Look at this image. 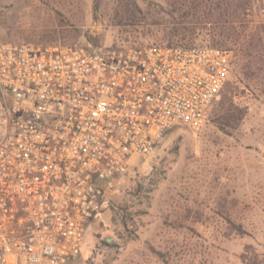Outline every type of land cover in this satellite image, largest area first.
Masks as SVG:
<instances>
[{"label": "rangeland", "instance_id": "1", "mask_svg": "<svg viewBox=\"0 0 264 264\" xmlns=\"http://www.w3.org/2000/svg\"><path fill=\"white\" fill-rule=\"evenodd\" d=\"M242 1L229 41L208 0H0V42L254 51L247 87L231 67L199 131L175 127L132 163L71 264H264V0Z\"/></svg>", "mask_w": 264, "mask_h": 264}, {"label": "built area", "instance_id": "2", "mask_svg": "<svg viewBox=\"0 0 264 264\" xmlns=\"http://www.w3.org/2000/svg\"><path fill=\"white\" fill-rule=\"evenodd\" d=\"M231 62L212 45L0 42V264L74 262L132 163L201 129Z\"/></svg>", "mask_w": 264, "mask_h": 264}, {"label": "trees", "instance_id": "3", "mask_svg": "<svg viewBox=\"0 0 264 264\" xmlns=\"http://www.w3.org/2000/svg\"><path fill=\"white\" fill-rule=\"evenodd\" d=\"M200 1V2H198ZM212 2L214 5L215 11L219 15L217 20L215 21L216 24L222 23L226 27L219 30H214L215 34L218 37L224 38L225 40H232V37L235 35L234 31V23L243 14L245 11V3L242 0H216V3H213V0H208ZM201 0H192L191 5L192 9L195 10L196 6H201ZM189 15V11L185 13L184 17L186 18ZM212 22L211 20H208ZM186 31L184 29H173L171 32H168V37L171 38H182L186 35ZM254 42V38L252 39ZM178 45V44H176ZM176 45H167V46H176ZM180 45V44H179ZM186 46V45H184ZM188 46V45H187ZM214 46V45H213ZM252 44L249 42L244 43L234 54L233 60L231 62V67H234L236 71H238L241 76L244 78L246 82V87L248 86L247 83L250 82V79L253 77L255 73V61H254V51H251ZM90 52H95L97 50L87 49Z\"/></svg>", "mask_w": 264, "mask_h": 264}, {"label": "water", "instance_id": "4", "mask_svg": "<svg viewBox=\"0 0 264 264\" xmlns=\"http://www.w3.org/2000/svg\"><path fill=\"white\" fill-rule=\"evenodd\" d=\"M104 241L107 242V243H113V242H114V240L111 239V238H109V237H106V238L104 239Z\"/></svg>", "mask_w": 264, "mask_h": 264}]
</instances>
